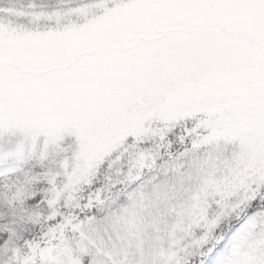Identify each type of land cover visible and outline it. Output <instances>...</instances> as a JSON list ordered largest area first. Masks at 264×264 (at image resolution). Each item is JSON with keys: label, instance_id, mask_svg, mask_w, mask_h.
<instances>
[{"label": "snow or ice", "instance_id": "1", "mask_svg": "<svg viewBox=\"0 0 264 264\" xmlns=\"http://www.w3.org/2000/svg\"><path fill=\"white\" fill-rule=\"evenodd\" d=\"M0 264H264V0H0Z\"/></svg>", "mask_w": 264, "mask_h": 264}]
</instances>
